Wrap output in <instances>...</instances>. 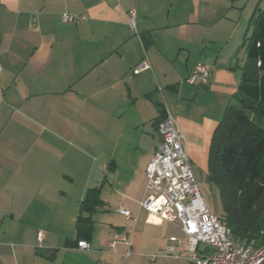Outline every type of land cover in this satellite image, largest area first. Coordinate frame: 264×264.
Wrapping results in <instances>:
<instances>
[{"label": "crops", "instance_id": "1", "mask_svg": "<svg viewBox=\"0 0 264 264\" xmlns=\"http://www.w3.org/2000/svg\"><path fill=\"white\" fill-rule=\"evenodd\" d=\"M255 8L253 0H0V264H120L144 246L155 262L177 260L162 254L178 237L167 227L178 225L141 208L157 122L177 121L193 169L208 174ZM145 60L151 69L135 75ZM200 63L209 84H188ZM95 189L101 206L83 213L93 221L83 237L77 224ZM116 236L123 240L112 247Z\"/></svg>", "mask_w": 264, "mask_h": 264}, {"label": "trees", "instance_id": "2", "mask_svg": "<svg viewBox=\"0 0 264 264\" xmlns=\"http://www.w3.org/2000/svg\"><path fill=\"white\" fill-rule=\"evenodd\" d=\"M244 48L247 64L238 94L225 109L211 140L208 180L219 189L221 222L236 240L260 245L264 227V11L261 9H256L250 20ZM99 206L100 189L90 191L77 224L83 237L93 231V221L83 213Z\"/></svg>", "mask_w": 264, "mask_h": 264}, {"label": "built area", "instance_id": "3", "mask_svg": "<svg viewBox=\"0 0 264 264\" xmlns=\"http://www.w3.org/2000/svg\"><path fill=\"white\" fill-rule=\"evenodd\" d=\"M135 17L136 11H131L129 21L132 28H135ZM76 20L72 15H63L66 23ZM149 69L151 66L145 60L135 67L133 73L138 75ZM210 78V67L200 63L186 82L207 86ZM157 131L160 142L146 169V197L141 208L150 218L178 225L183 233V238H170L172 245L162 256L184 259L188 264H264V227L260 245L236 240L232 231L211 211L202 194L188 155L185 135L177 121L167 114ZM119 213L127 219L132 218L130 211L120 209ZM42 238L40 233L39 240ZM122 240L116 236L110 245L114 247ZM78 246L83 251L90 250L86 241H80Z\"/></svg>", "mask_w": 264, "mask_h": 264}, {"label": "rangeland", "instance_id": "4", "mask_svg": "<svg viewBox=\"0 0 264 264\" xmlns=\"http://www.w3.org/2000/svg\"><path fill=\"white\" fill-rule=\"evenodd\" d=\"M250 2L252 0H249ZM256 3V8L261 9L264 11V0H253ZM253 32V29L249 31V34L251 35ZM195 174L197 177V180L199 182V185L201 187L202 194L210 207L211 211L217 215L218 217L223 215V206L220 199V193L219 189L216 185L212 184L208 180V174L201 170L200 168H195ZM166 236L169 237L171 235H176L178 238H182L183 235L181 234L180 230L177 227H174L172 225H169L167 227ZM150 246H144L142 250H136L132 256L121 258L120 264H188L184 259H177V260H166V261H153L151 259L152 251L149 249Z\"/></svg>", "mask_w": 264, "mask_h": 264}]
</instances>
